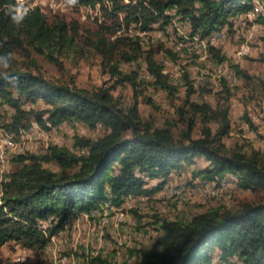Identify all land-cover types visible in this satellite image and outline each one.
I'll return each mask as SVG.
<instances>
[{
    "label": "trees",
    "instance_id": "16d2710c",
    "mask_svg": "<svg viewBox=\"0 0 264 264\" xmlns=\"http://www.w3.org/2000/svg\"><path fill=\"white\" fill-rule=\"evenodd\" d=\"M25 1L28 3L23 19L16 23L10 9L17 6L18 0H0V57L9 58L8 67L0 65V101L15 109L0 133L18 140L14 133L22 135L29 130L31 118L47 127L66 120L79 121L91 128L101 125L106 133L95 139L78 137L77 144L85 148L82 153L54 145L43 155H15L19 167L0 181V246L16 240L36 249L44 246L47 238V244H51L55 233H50L49 228L54 217L57 221L53 230H56L83 211L88 213L108 203L120 206L128 195L153 193L162 185L149 188L148 178L166 177L173 168L192 163L200 156L210 162L198 171L200 180L220 185L222 178L232 174L243 188H264V162L258 152L248 155L242 148L229 150L222 141L231 129L229 106L215 109L206 101L190 102L192 113L186 127L176 135L172 121L167 126H158L143 120L137 103L127 109L120 107L112 87L89 90L15 66L17 51L29 54L34 51L54 58L56 52L73 48L79 34L77 22L69 23L60 15L50 21L40 5H33L38 0ZM80 3H89V8L103 6L106 15L112 17L123 14L126 24L140 23L142 28H153L157 22L166 28L178 17L189 25L187 35L182 37L185 40L209 34L231 22L236 14L256 7V0H80ZM168 10L176 11L175 17ZM120 21L114 25L101 24L97 43H93L109 70L119 75L117 83L129 81L136 86L141 82L137 70L122 72L120 61L137 60L145 54L148 70L154 75L150 82L172 91L174 85L164 64L151 50L154 45L143 48L137 37L135 40L125 35L110 39L109 34L115 32ZM133 29L144 30L131 26ZM211 49L220 57L217 49ZM117 53L120 58L114 62ZM238 71L245 74L240 68ZM38 99H44L48 105L42 111L24 107L25 103ZM181 114L187 115L184 108ZM197 114L201 115L203 125L201 136L194 137ZM248 120L252 125L251 119ZM210 121L220 123L217 131H213ZM44 162H54L58 168ZM157 224L161 232L157 244L141 250L143 255L138 264H215L213 252L217 248L220 261L227 264H264V198L244 200L235 208L211 206L191 218L168 216ZM98 258L90 263L107 264L97 261Z\"/></svg>",
    "mask_w": 264,
    "mask_h": 264
},
{
    "label": "rangeland",
    "instance_id": "374dc122",
    "mask_svg": "<svg viewBox=\"0 0 264 264\" xmlns=\"http://www.w3.org/2000/svg\"><path fill=\"white\" fill-rule=\"evenodd\" d=\"M27 3L24 0L23 8ZM37 4L41 6L50 21L55 15H60L69 23L77 22L79 25L77 42L71 49L56 52L54 58L34 51L30 54L26 51H17L15 66L42 73L56 82L69 83L89 90L112 87L120 107L127 109L137 103L139 115L143 120L158 126H167L168 121H172L171 125L176 135L186 127L187 118L192 113L190 102L206 101L215 109L229 106L231 129L222 137L223 143L229 150L242 148L248 155L256 151L260 160L264 162V13L259 15L257 21V24L263 28L261 34H257L249 41L252 51L247 55L238 56L239 47L245 42L242 34L246 30L244 25L238 29L231 26L228 39L217 47L214 46L220 52V57L211 49L212 58H208V61H201L197 56L188 54L183 46H179V40L173 44L152 43L154 46L140 43L143 48L152 46L154 57L164 64L166 75L174 85V89L168 91L150 82L152 80L146 75L145 54L140 55L137 60L120 61V70L122 72L137 70L141 82L136 86L129 81L117 83L119 75L109 70L99 49L93 44L97 43L101 24L114 25L119 23V20L121 23L116 30L114 29V33L109 34L110 39L125 35L136 40L134 29L131 30L129 25H122L123 14H119L120 17L106 15L103 6L82 10L71 0H38L33 5ZM172 11L174 10H168V13L175 17ZM100 16L105 18L99 20ZM247 22L249 25L246 26L250 28L256 19ZM229 23L227 22L226 25H230ZM182 24L183 21L176 17L175 24L172 20V23L167 25L170 26V32L175 35L178 28L180 26L182 28ZM158 26L162 28L161 25ZM115 58L114 62L120 58L118 53ZM215 60L218 62L227 60L230 63L239 77L238 84L231 87L226 81H222L224 85L222 82L219 85L212 83L213 74H204L203 70L205 67L212 69L214 63H217ZM237 67L245 74H241ZM193 82H197L195 86ZM27 105L36 111H42L48 106L44 99L25 103L24 107L29 109ZM181 108L186 110L187 115L181 114ZM14 111L10 104L0 101V129L12 119ZM248 119H251L252 125ZM195 121L192 134L194 137H199L203 125L200 114L196 115ZM30 123V127L38 124L45 132L35 131L37 133L25 139L21 146L14 149V152H8L10 172L19 167L15 159L17 154L43 155L54 145L65 146L71 151L82 153L85 148L77 144L78 137L95 139L106 133V129L101 125L91 128L79 121L66 120L53 127H47L31 118ZM210 125L214 132L220 127L218 121H210ZM14 134L18 140L21 139V132ZM44 164L58 168L54 162H44ZM209 164L206 157L200 156L192 163L173 168L166 177L148 178L147 187L157 188L159 185L162 187L155 189L150 195L145 194L149 195L147 200L123 202L120 205L122 211L116 206L107 208L108 211L105 212L103 210L96 212L94 216H88L87 211H83L65 227L56 230H53L57 221L54 217L49 232L60 233L59 239L55 234L51 237V240L57 239L56 242L59 240V244L54 247L50 243L47 244L46 237V244L34 249L22 241L10 240L0 246V264H91V260L98 256L100 258L97 261L107 264H138L143 255L140 253L141 250L151 249L157 244V236L161 233L157 224L159 219L168 216L177 218L178 215L191 218L211 206L224 205L235 208L244 200L255 201L264 198V188L256 190L243 188L232 174L222 178L227 185L223 186V194L219 197H208L207 194L199 193L197 190L186 193V188L193 189L196 181L201 179L198 171ZM176 175L178 179L180 178L178 181L173 180ZM174 189L183 191L180 199L174 200L175 195L172 194ZM60 246H62L61 252L68 255V259L64 261H61V252L57 251ZM219 252V248L213 252L215 264H227L224 260L220 261Z\"/></svg>",
    "mask_w": 264,
    "mask_h": 264
},
{
    "label": "bare ground",
    "instance_id": "6f19581e",
    "mask_svg": "<svg viewBox=\"0 0 264 264\" xmlns=\"http://www.w3.org/2000/svg\"><path fill=\"white\" fill-rule=\"evenodd\" d=\"M23 2H24V0H23ZM263 3H264V0H256V7H255V9H253L251 11H247V12L245 11L243 13L237 14L236 29H238L240 26L244 25V14H246V21H253L254 19H256V14H259V15H261V13L263 14L264 13V4ZM172 12H173V14L176 13V11H172ZM174 20H175L174 21V24H175L176 23V19H174ZM249 23L251 24V22H249ZM159 24H160V22H157V23H154L153 24L155 27H157V28H155V30L156 31H165V28H161V27L158 26ZM169 25H171V24H169ZM224 25H226V23ZM188 31H189V28H184V25H182V28L180 26L178 28V30H177V33L175 35H173L170 32L169 28H166V37L167 38H161L159 40H152L147 35H144V30L134 29L133 30V33L136 35V37L139 40V43H141L142 45H144L145 43H148V45H152V43H158V42H162V43H165V44H168L170 42V43L173 44V43H175V42L178 41V40H176L177 35H181V38H182V37H184V36L187 35ZM239 33H240V31H239ZM256 33H258V24L256 22H253V24H251L250 29L244 31V39H245V42L241 43V45L239 47L238 56L244 55V50H251L252 51V47H251L249 41H251L253 38H255L254 36H256ZM209 34H211V33H209ZM258 34H261V30L259 31ZM201 39H202V35L198 34V35H196L194 37V39H192V41H201ZM226 40L227 39H222V41L220 43L225 42ZM183 47H186L187 48V50H188L187 53L188 52H191V55L197 56L201 61H205V60L208 61V58H212L211 55H210L211 53H204V52H202L200 46H193L191 48H188V46H183ZM251 51H250V53H251ZM191 57H193V56H191ZM216 62L218 63V61H216ZM216 64L214 63V66L212 67V69H208V68L205 67L204 70H203L204 71V74H213L212 83H214L215 85H219L222 81H226V79H227L226 82L231 87H234L236 84H238L237 82L239 80V77H238L237 73L235 72V70H233V68L231 67L230 63L227 60H223L222 62H219L218 68H216ZM145 68L147 70L146 75L149 77V79L153 80L154 79L153 73H151L148 70L147 65L145 66ZM201 78H204V77H201ZM222 85H224L223 82H222ZM27 107H29V105H27ZM49 125H50V123H49ZM35 131H37L38 133L39 132H45L43 130V128L39 127L38 124H35V126L30 127L29 130H26V131H24L22 133V135L20 136L21 137L20 140H16L10 134L0 133V175H1L0 176V181L10 171L9 170L10 168L8 166V152H10V153H12V151L14 152V149L16 147H18V146H21L22 143L25 141V139H29L34 133H37ZM76 132H78V131L76 130ZM177 177H178V175H176L173 180L174 181H178L180 178L178 179ZM233 181L234 180H232V182ZM224 185H227V183L224 180L222 181V183L220 185H218V184L217 185L216 184H212V183H210L209 181H206V180H198V181H196V186L193 189H189V192L190 193L191 192L193 193V190H197V192H199V193L207 194L208 197H219V196H221L223 194V190H224L223 186ZM0 193L2 194V191L1 190H0ZM172 194L175 195L174 196V200L175 199H180V197L183 195V191L181 189H174L173 192H172ZM149 195H145V194L144 195H140V196L128 195L127 197H125V201H127V202H129V200L130 201H139L140 198H142V199H148L147 197H149ZM116 207L119 210L122 211V207L121 206H119V207L116 206ZM107 208H109V209L114 208V205L111 204V203H108V204H105V205H101L99 207L94 208L91 212H88L87 214H88V216H94L96 212L98 213L99 211H102V210L104 212H105V210L108 211ZM100 213H102V212H100ZM122 216H123V213H122ZM45 227H46V225H45ZM60 236L61 235H59V237ZM56 240L53 238L50 245H52L54 247L57 244H59L58 243L59 240L57 242H56ZM59 249H60V247H59ZM57 251L61 252V250H57ZM66 259H68V255L67 254L65 255V258H61V261H64Z\"/></svg>",
    "mask_w": 264,
    "mask_h": 264
},
{
    "label": "built area",
    "instance_id": "2783aa9c",
    "mask_svg": "<svg viewBox=\"0 0 264 264\" xmlns=\"http://www.w3.org/2000/svg\"><path fill=\"white\" fill-rule=\"evenodd\" d=\"M75 4L79 5L82 10L89 8V3L83 4V3H80V0H75ZM101 18H105V16H100L99 20ZM258 20H259V14H256V23ZM236 23H237V14L235 16H233V18L230 22V25H222V26H220V28L211 32V34L202 35L201 41H192V40L181 39V35H177L176 40H179V46H188V48H191L193 46H200L202 52L211 53V47L215 48L222 41V39H228L229 30H230L231 26H234V28H236ZM247 24L248 23L246 21V14H244V26L246 27V30H249L250 28H247V26H246ZM122 25H129L130 27L131 26H139L141 29H144V35H147L152 40H159L161 38H167L166 37V28H170L169 26H166L165 31H156L155 26H153V28H142L140 23H139V25H132V23L126 24L124 21H123ZM183 25H184V28H189V25H187V24H183ZM261 29H263V28L258 25V33ZM258 33H256V36ZM242 34L244 35V32H242ZM250 51L251 50H244V55L249 54ZM218 66H219V62L216 64V68H218ZM226 81H227V79H226ZM196 83L197 82H193L192 84L195 86ZM186 193H189V190H187V188H186ZM140 199L141 200H147V199H142V198H140ZM59 234L60 233H55V236L57 239H59ZM61 249H62V246H60L59 250H61ZM65 255L66 254H63L61 252V258H65ZM59 259L60 258H58V261H59Z\"/></svg>",
    "mask_w": 264,
    "mask_h": 264
},
{
    "label": "clouds",
    "instance_id": "9594fccd",
    "mask_svg": "<svg viewBox=\"0 0 264 264\" xmlns=\"http://www.w3.org/2000/svg\"><path fill=\"white\" fill-rule=\"evenodd\" d=\"M72 3H75V0H71ZM25 9L23 8V0H18L17 6H12L10 9L12 20L16 23H19L25 14ZM0 65H3L5 68L9 66L8 57H0Z\"/></svg>",
    "mask_w": 264,
    "mask_h": 264
}]
</instances>
